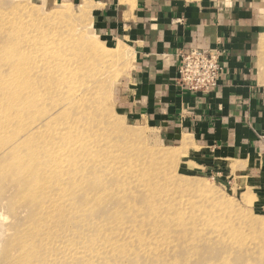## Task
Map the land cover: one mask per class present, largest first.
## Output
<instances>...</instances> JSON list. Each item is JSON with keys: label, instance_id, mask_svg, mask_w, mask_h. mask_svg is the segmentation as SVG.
<instances>
[{"label": "bare ground", "instance_id": "6f19581e", "mask_svg": "<svg viewBox=\"0 0 264 264\" xmlns=\"http://www.w3.org/2000/svg\"><path fill=\"white\" fill-rule=\"evenodd\" d=\"M5 3L6 1L0 0V4ZM59 13L69 18L66 11ZM28 15L31 19H35L33 16H39V13L31 9L28 10ZM0 17L2 18L0 20L2 23V33H0V168L8 161L13 166L10 168L12 172L9 171L10 173L6 172V174L17 173L19 180L22 181L15 185L17 193L13 197L14 199L22 198L23 205L21 206H25L24 208L34 215L32 219L30 217L31 220L28 219V226H33L37 232L36 242L40 247L46 240L44 253L47 256L44 258L47 264L70 263L69 252L74 248L70 246L68 240L61 238V235L68 230L66 222L71 212L72 202H69L71 205L67 214L63 211L60 213L57 207L61 210L62 207L56 204H61L59 200L63 202L65 198L54 192L60 185L58 186L56 181L54 183L52 178L57 181H59L58 178H63L60 179L63 181H61L62 186L68 184V181L69 183L74 181L75 188L82 190L91 180H95L102 183L100 188L105 191L110 193L111 190L113 195L120 194L115 199L123 203L119 206L125 207V212L129 214L127 221L131 224L128 226L122 224L121 230L135 235L136 227L133 224L141 223V228L152 233L148 241L153 242V245L144 244L145 247L140 251L145 255L152 253L153 247L160 250L165 243L170 245L175 243L183 249L187 260L185 264L193 262L198 264L195 259H198L199 253H203L200 244L206 243L212 237L217 238L213 243L218 248L212 247V262L210 263L204 257L202 264H217L218 262L220 264H258L252 259L242 258L241 254L246 245L240 246V244L248 238L247 233H250V227L264 234V222L251 220L250 224L246 223L249 225L247 227L241 221L244 214L240 218L241 215L235 212L236 209L232 211L236 214V219L241 222L236 228L241 232L238 238L235 237L234 231L227 228L226 223L223 229L211 228L205 224L208 221L207 218L203 220L197 213L187 211V206L183 201L180 202L176 198L178 190L185 192L202 190L203 186L199 182L180 177L181 180L179 182L176 180L175 185H169L168 172L164 164L166 157L163 153L160 152L155 156L151 151L148 152L136 146L134 147L137 150L136 157L129 158L115 150L110 145L112 141L109 144L113 125L111 117L103 112L104 105L101 96L95 91L93 84L88 85L86 80L73 81V77L76 73L77 58L81 57L86 61L83 53L85 50L90 49L92 56L97 55L99 60H104L106 57L109 58L108 54L119 53V47L118 50L112 52L108 51L105 45L98 40L87 42L83 33L75 28L64 26L62 29L53 30L41 23L42 21L26 24L23 19L10 18V15L1 10ZM83 70L81 68L77 74L82 73ZM32 109H35L33 112L36 113V117L32 116ZM30 117L33 118L32 123H30ZM135 131H126L123 135L131 145H134L133 143H136L141 136ZM34 142H41L39 144L42 149L39 145L35 146L37 149H33ZM23 146L28 147L27 156L25 154L23 156L19 151V148ZM117 154L122 158L110 159L117 157ZM148 154L151 155L147 156ZM159 155L160 157L156 158ZM164 155L168 154L164 153ZM24 158L28 159V162ZM41 159L48 161L49 165L42 166L38 163L39 165L34 169L27 167L30 161L35 163ZM86 167L91 168L87 171ZM38 170H40V175L42 173L51 175V184L55 188L53 192L51 190L47 192L45 189L46 193L52 194L51 201L47 198L50 201H47L48 204L45 200L48 196L43 197V194L47 195L43 192L44 189H38L40 182ZM108 184H110L109 188ZM81 191L78 194H82ZM40 194L45 198L46 205L42 206L43 200L39 202L41 205L35 208L37 205L33 206V202L39 201ZM94 194L95 191L91 190L86 192L85 197L91 199ZM95 196H98L97 192ZM70 197L72 198V195ZM71 200L68 199V201ZM7 201L9 202L10 198ZM2 203L5 201L3 200ZM11 204H13L12 201ZM10 205L6 209L9 210ZM225 205L229 206L226 203ZM51 207L55 210L50 211ZM12 208H16V205ZM11 211L14 210H9L10 213ZM64 222L65 224L62 225ZM210 229L212 233L208 232ZM57 252H61V260L56 257ZM245 254L249 256L248 251H245ZM36 256L40 262L35 264H46L44 258L41 262V257L37 254ZM98 259L102 260L101 255ZM260 263L264 264L263 261Z\"/></svg>", "mask_w": 264, "mask_h": 264}, {"label": "rangeland", "instance_id": "374dc122", "mask_svg": "<svg viewBox=\"0 0 264 264\" xmlns=\"http://www.w3.org/2000/svg\"><path fill=\"white\" fill-rule=\"evenodd\" d=\"M4 1H6V3L0 4V10L10 15V18L14 17L18 20L23 19L24 23L26 24H31L32 22L38 23L42 21L41 23H43L46 27H51L53 30H57V28L62 29L64 28V26L68 28H75L79 32L83 33L84 37L87 39L85 41L87 42H95L98 40L100 43H103L105 45L108 51L111 50L112 52L118 50L119 47V53H121L120 55H117L119 53L108 54L109 58L107 59L106 57L104 60H99V57L97 55L92 56V52L90 49L85 50L83 53L85 55L86 61L81 57L77 58L76 73L73 77V81L80 82L86 80L88 81V85L93 84L95 91L99 94V96H101L100 98L102 99L101 101L104 105L103 112L107 116H110L112 119V136L109 140V144L112 141L110 145L115 148V150L119 151L120 154L122 152V154L128 156L129 158L136 157L137 150L134 149V147L136 146L137 148H143L148 152L151 151L152 154H155V156L161 152L163 153V156L166 157L164 164H166L165 168L168 172L167 180L169 185H175L174 183L176 180L178 182L181 180L179 179L180 177L199 182L201 186H203L202 190H188L187 192L178 190L176 198L180 202L183 201V203L187 206V211L189 210L190 212H193L195 214L197 213V215H199L203 220H205L204 218H207L208 221L206 223L204 221L203 222L209 225L211 228L218 227L223 229L224 223H226L227 228L231 231H234L235 237L238 238L241 235V232L236 230V228L239 227L241 222L236 219V214L232 211L236 209L237 210L235 212L238 213V215H241L240 218H242V214H244L243 217L245 219L243 218L241 219V221L244 222L247 227L249 225H247L246 223L250 224L251 220L261 223L264 222V169L261 170L259 168H253V170L251 171L249 170L246 172H239L240 167L236 162L234 163L233 161H230L229 163L224 161H216L217 163L214 165V173H209L198 168L196 169L191 163L192 158L184 153L183 148L179 147L175 143L170 142V140H168V138L162 133L159 127L147 122L138 121L131 114L127 106L128 99L126 96L130 89V81L136 56L133 47L129 42L125 41L121 36L117 35L116 32L107 31L102 28V24L100 21V12L104 7L106 0ZM149 1H155L157 4H164L168 0ZM181 1L187 3H196L201 0ZM212 1L218 2L221 5L228 7L242 6L251 3V6L256 9L258 14H260L261 30L260 34L257 36V41L254 47L253 63L258 83L261 87L264 88V0ZM30 8L39 13V16H33V18L35 19H31L28 15V10H31ZM63 11H66V14L69 15V18L59 13ZM0 20H2L1 17ZM1 28L2 23L0 21V33H2ZM85 53H87V55ZM96 53L100 54L99 52ZM81 68L84 69L83 72L77 74V72ZM4 75L8 74L4 73ZM108 94L110 97L108 96ZM33 111H35V109H32L31 111L32 116L36 117V113ZM33 113H35V115H33ZM32 121L33 118L30 117V123H32ZM130 130H136L135 132L141 134L139 139H137V142L133 143L134 145L129 144L128 141H126L123 137L124 132ZM258 141L263 144L264 149V138H258ZM34 143L35 144L32 145L33 149H37L36 147H38V145L40 149H42L39 144L41 142ZM19 149L23 156H27L28 147L23 146ZM39 152L42 151L39 150ZM164 153L168 155H164ZM94 155L96 157L95 153ZM150 155L151 154H148L147 156ZM159 157L160 155L156 158ZM116 158L122 157H118L117 154V157L110 159L115 160ZM26 161L28 162V159ZM8 163V161L5 162L0 168V198L2 197L0 200V204L2 205H0V264H35L36 262H40V260L37 259L36 254L41 257L42 262L43 258L47 256L44 253V245L46 243V240L44 241V243H42V247L37 244V232L33 229V226H28V219L31 220L34 215L31 214L26 208H24L25 206H21L23 205L22 198L14 199L13 197L17 193V188L15 185L17 183L19 184V182L22 181L19 180L20 178L17 173H12L11 175L6 174V172L8 173L10 171V168H12L13 166L10 163L8 165ZM38 163L42 164V166L46 164L49 165L48 161L41 159L36 161L35 163H33V161H30V165H28L27 167L34 169L39 165ZM259 164H262L264 166V163H262V161H259L258 165ZM48 165L46 166L47 168ZM6 167H9V169H6ZM90 168L91 167L87 168V171ZM1 173L4 174L1 175ZM37 173L40 178V182L38 180V189L43 188V192H45V189L47 190V192L48 190L52 191L53 189H55L51 184L52 179L54 180V183L57 182L56 184L58 186L60 185L57 190H53L56 194H59L60 197L64 196L63 198H65L63 202L62 200H59L61 201V204H56L62 207V210L60 207H57V209L60 210V213H62L63 211L67 214V210L71 205V203L69 204V202H72L71 212L70 214H68V219L66 222L68 230L65 234L61 235V238H65L66 240H68L70 246L74 247L69 252L68 260L71 262L68 264L187 263V260L183 254L182 247L178 246L175 243H173L172 245H170L169 243H165V245L161 246L160 250H157L156 247H153L154 250L150 254L145 255L141 253L140 251L145 247L144 244L153 245V242L148 241V239L151 238L150 235L152 233L141 228V223L133 224L136 227L135 235L131 234L128 231H122V224L124 226L131 225L127 221V217L129 216V214L125 212V207L119 206L123 203H119L115 199L116 196L120 194L113 195L111 190L109 193L100 188L102 183L91 180L87 184V186H84L85 189L82 190L81 188H75L74 181H71L70 183L68 181V184L63 185L65 187L64 189V187L61 185L62 180L60 181V179L63 178H58L59 181H57V179L55 178L51 179V175L48 176V174L46 173H42L40 175V170H38ZM70 175H72V173ZM48 183L50 184L48 185ZM107 187L109 188L110 184H108ZM13 188H15V190H13ZM91 190H94L95 194L97 192L98 196H95L94 194L91 199H87V197H85L86 192H89ZM61 191L63 192L61 193ZM80 191L83 193L78 194V192L80 193ZM46 194L47 195L43 194V197L48 196L46 197V199L43 198L40 194V197H38L39 201L36 202L37 204L34 203L35 201L33 202V206L37 205L35 208L41 205L39 204V202L41 203L44 199L47 203V201L52 198V194ZM70 195H72V198L70 197ZM83 197L86 198V200ZM8 198H10L9 202L7 201ZM47 198H49V200ZM19 199H21V201H19ZM68 199L72 200L68 201ZM3 200L5 201V203H2ZM45 200L44 203H42V206H44L43 204L46 205ZM6 201L10 204L12 201L13 204L10 205ZM64 202H67L68 205ZM225 203L229 204V206H226ZM7 204L11 206L9 207V210H14L11 211L12 213H10L8 209H6L8 208ZM220 204H222L224 207ZM15 205L16 208H12V206L15 207ZM233 207L235 208L233 209ZM54 210V207L50 208V211ZM240 210L242 211V213ZM82 213L84 214L83 216ZM64 224L65 222L62 225ZM247 231H249L248 228ZM253 231H256L255 234ZM208 232L212 233V229H210ZM258 233H260V231L258 232V230H254L250 227V233H247L248 238L244 240L243 244H240V246L246 245L243 253L241 254L244 260L252 259L256 263L261 264V261L264 262V234ZM64 236H66L67 238ZM143 239L146 240L143 241ZM216 239L217 238L211 237L206 243L200 244V248H202L203 253H199L198 259H195L198 264H202L201 261H203L202 258L204 257L208 261H210V263L212 262V247H217L216 245H214L213 241H215ZM96 246L99 247L95 248ZM197 246L198 245H196V247ZM113 250H118L119 252H112ZM245 251L249 252V256L245 254ZM100 255L102 260L98 259ZM56 257L61 260V252H57ZM104 260L108 262L104 263ZM44 261L47 264L45 258ZM60 263L61 262H59L58 264ZM191 264H196V262H193ZM217 264H220V262H218Z\"/></svg>", "mask_w": 264, "mask_h": 264}, {"label": "crops", "instance_id": "0c3cea01", "mask_svg": "<svg viewBox=\"0 0 264 264\" xmlns=\"http://www.w3.org/2000/svg\"><path fill=\"white\" fill-rule=\"evenodd\" d=\"M247 5L106 0L100 12L102 28L136 56L126 96L131 114L159 127L209 173L216 161L236 162L239 172L264 169V88L253 63L261 16ZM193 49L221 53L223 71L210 94L177 85L180 54Z\"/></svg>", "mask_w": 264, "mask_h": 264}, {"label": "built area", "instance_id": "2783aa9c", "mask_svg": "<svg viewBox=\"0 0 264 264\" xmlns=\"http://www.w3.org/2000/svg\"><path fill=\"white\" fill-rule=\"evenodd\" d=\"M177 85L192 93L210 94L223 71L221 53L193 49L180 54Z\"/></svg>", "mask_w": 264, "mask_h": 264}]
</instances>
